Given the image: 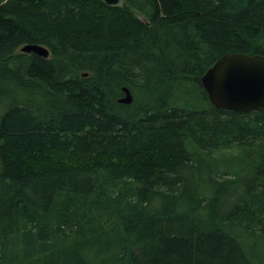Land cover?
I'll return each instance as SVG.
<instances>
[{"label": "trees", "instance_id": "obj_1", "mask_svg": "<svg viewBox=\"0 0 264 264\" xmlns=\"http://www.w3.org/2000/svg\"><path fill=\"white\" fill-rule=\"evenodd\" d=\"M230 52L264 0H0V264H264V111L200 84Z\"/></svg>", "mask_w": 264, "mask_h": 264}, {"label": "water", "instance_id": "obj_2", "mask_svg": "<svg viewBox=\"0 0 264 264\" xmlns=\"http://www.w3.org/2000/svg\"><path fill=\"white\" fill-rule=\"evenodd\" d=\"M107 7H121L124 0H100ZM21 53L47 58L48 51L38 45H24ZM209 104L231 112L264 111V57L230 52L221 55L200 78ZM118 103L130 104L132 98L125 87Z\"/></svg>", "mask_w": 264, "mask_h": 264}, {"label": "rangeland", "instance_id": "obj_3", "mask_svg": "<svg viewBox=\"0 0 264 264\" xmlns=\"http://www.w3.org/2000/svg\"><path fill=\"white\" fill-rule=\"evenodd\" d=\"M238 151H239L238 149H236L235 147H232V148L227 149V150L225 149V150L214 151L212 156L214 159H219L221 157L230 158V157L235 156L238 153ZM198 175H199V178H202L200 180H202V181L205 180L204 178H206V175H207L206 169L203 167L202 171ZM251 175L252 174L250 172H247V170L246 171L245 170L240 171L238 173V176H237V179H238V181H237L238 185L237 186L243 187V185H245V183H247L251 179ZM238 233H242L241 230ZM256 233H258L256 235L257 243L259 244L260 248L264 249V233H261L258 231H256ZM247 242H248L247 244L251 243L250 240H247Z\"/></svg>", "mask_w": 264, "mask_h": 264}]
</instances>
